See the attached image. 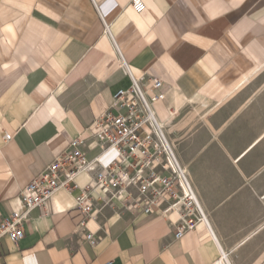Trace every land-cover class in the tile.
<instances>
[{
    "label": "crops",
    "instance_id": "crops-1",
    "mask_svg": "<svg viewBox=\"0 0 264 264\" xmlns=\"http://www.w3.org/2000/svg\"><path fill=\"white\" fill-rule=\"evenodd\" d=\"M142 1L137 14L131 0H0V219L25 212L22 190L72 140L108 165L115 154L100 157L93 122L132 80L154 78L157 118L208 226L176 240L175 213L131 210L127 194L110 199L105 189L91 193L84 218L74 208L80 191L59 190L26 215L19 243L1 241V264H219L224 255L264 264V0ZM255 84L251 101L233 117L224 111L214 130L225 149L219 168L185 162L167 131L175 114L191 98L227 107ZM213 114L203 121L211 129Z\"/></svg>",
    "mask_w": 264,
    "mask_h": 264
},
{
    "label": "built area",
    "instance_id": "built-area-1",
    "mask_svg": "<svg viewBox=\"0 0 264 264\" xmlns=\"http://www.w3.org/2000/svg\"><path fill=\"white\" fill-rule=\"evenodd\" d=\"M130 5L137 14L145 10L142 0H131ZM161 87L158 79L141 78L132 80L128 90L116 92L108 109L93 122L95 132L90 135L101 149L100 157L114 152L113 160L106 166L100 164L99 157L88 161L85 151L80 149L85 147L84 141L72 140L69 148L22 190L25 212L0 219V244L4 238L12 244L19 243L24 238L26 215L35 208H44L59 190L80 191L74 199V208L84 218L92 210L91 193L105 189L110 199L127 194L131 210L138 208L143 214L155 213L163 218L175 213L176 240L201 222L208 226L157 118L154 106L163 99V94L157 93ZM3 140L8 143L12 136L3 134ZM82 173H93L85 188L75 182ZM84 238L95 246L93 234H86Z\"/></svg>",
    "mask_w": 264,
    "mask_h": 264
},
{
    "label": "rangeland",
    "instance_id": "rangeland-1",
    "mask_svg": "<svg viewBox=\"0 0 264 264\" xmlns=\"http://www.w3.org/2000/svg\"><path fill=\"white\" fill-rule=\"evenodd\" d=\"M258 85L259 89L264 86V76ZM256 89L257 85L255 84L246 98L233 100L227 107L213 106L214 114L208 118L212 129L206 126L203 121L207 120L206 116L210 115L213 109L210 108V105H204L199 100L191 98L192 101L175 114L172 128L167 130L169 135L172 133L170 137L174 139L177 151L183 160L190 163L195 169H199L201 166L207 169L219 168V165L223 163L218 160L219 154L225 153V149L224 145L220 144L219 132L214 138V130H219L218 123L223 117L224 111L227 112V116L233 117L236 110L251 101L257 92ZM233 128L234 125L231 124L228 130L233 131ZM228 142L233 143L235 139L232 137Z\"/></svg>",
    "mask_w": 264,
    "mask_h": 264
},
{
    "label": "bare ground",
    "instance_id": "bare-ground-1",
    "mask_svg": "<svg viewBox=\"0 0 264 264\" xmlns=\"http://www.w3.org/2000/svg\"><path fill=\"white\" fill-rule=\"evenodd\" d=\"M160 125L162 126L161 128L164 129L163 123H160ZM163 134H164V133H163ZM164 136H165V135H164ZM165 138H166V137H165ZM166 139H167V138H166ZM169 145H170V144H169ZM170 147H171V146H170ZM171 149H172V148H171ZM173 155H174V154H173ZM184 168H185V167H184ZM184 168H181V167H180L181 171L183 172V174H184L185 177H186V170H185ZM219 264H228L225 255L222 257V259L220 260Z\"/></svg>",
    "mask_w": 264,
    "mask_h": 264
}]
</instances>
